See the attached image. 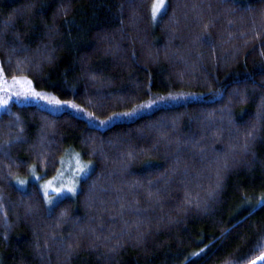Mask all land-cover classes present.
I'll use <instances>...</instances> for the list:
<instances>
[{"label":"trees","instance_id":"obj_1","mask_svg":"<svg viewBox=\"0 0 264 264\" xmlns=\"http://www.w3.org/2000/svg\"><path fill=\"white\" fill-rule=\"evenodd\" d=\"M0 0V71L98 118L0 112V264H248L264 253V0ZM177 97L178 99H166ZM92 168L50 208L66 151ZM264 264V260L257 263Z\"/></svg>","mask_w":264,"mask_h":264},{"label":"rangeland","instance_id":"obj_2","mask_svg":"<svg viewBox=\"0 0 264 264\" xmlns=\"http://www.w3.org/2000/svg\"><path fill=\"white\" fill-rule=\"evenodd\" d=\"M165 7L166 0H164V6L155 19L151 11L152 21L154 23L159 20ZM14 103L35 104L52 112L68 111L84 119L91 126L100 129L107 128L117 122L132 120L158 106L157 103L150 106H140L135 109V114L131 116L118 115L121 114L118 113L107 118H98L75 103L60 101L37 91L30 80L25 77L5 78L0 71V105H2L0 106V112L7 111ZM101 121L105 123H101ZM91 168V164L82 160L78 153L69 150L61 158L58 171L54 176L42 179L31 169L27 177H15L13 183L22 190L26 189L30 183H36L44 196L47 207L50 208L61 198L72 197L78 190L79 181L89 173ZM19 181H23L24 183L21 184ZM69 189L72 191H69Z\"/></svg>","mask_w":264,"mask_h":264},{"label":"snow or ice","instance_id":"obj_3","mask_svg":"<svg viewBox=\"0 0 264 264\" xmlns=\"http://www.w3.org/2000/svg\"><path fill=\"white\" fill-rule=\"evenodd\" d=\"M164 6V0H154V5H153V9H152V15L153 18L155 19L157 17V14L160 12L161 8ZM166 99H178L177 97H168ZM57 103H59V101H57ZM2 106V105H0ZM135 114V110L133 112H127V113H121L118 115H124V116H131ZM111 119V118H109ZM101 123H105L104 121H101ZM19 183L23 184V181H19ZM69 191H72L71 189H69ZM258 259H264V257H260ZM252 264H256V261H252Z\"/></svg>","mask_w":264,"mask_h":264},{"label":"water","instance_id":"obj_4","mask_svg":"<svg viewBox=\"0 0 264 264\" xmlns=\"http://www.w3.org/2000/svg\"><path fill=\"white\" fill-rule=\"evenodd\" d=\"M260 257H264V253L262 255H260L259 257H257L256 259H254L253 261H256V264L261 262V261H263L264 259H258ZM248 264H252V261L250 263H248Z\"/></svg>","mask_w":264,"mask_h":264}]
</instances>
